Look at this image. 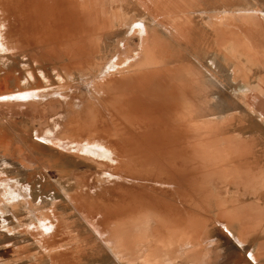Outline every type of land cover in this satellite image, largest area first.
<instances>
[{
    "label": "rangeland",
    "instance_id": "rangeland-1",
    "mask_svg": "<svg viewBox=\"0 0 264 264\" xmlns=\"http://www.w3.org/2000/svg\"><path fill=\"white\" fill-rule=\"evenodd\" d=\"M12 1L0 0V32L12 37L11 43L5 38L11 50L0 51V264H264V197L254 194L264 187L263 147L257 149L261 163L255 178L248 166L216 163L218 149L198 147L180 126L167 124L159 114L163 91L157 88L156 78L167 77L168 70L157 68L150 43L143 42L154 22L161 33L181 22L171 19L180 15L170 16L169 11H245L256 16L263 26L256 22V30L263 32L264 0L222 5L205 0L192 8L185 5L190 0H131L129 7L126 0H75L72 12L65 6L67 0ZM141 75L149 84L144 76L138 81ZM111 79L112 87L107 82ZM115 79L122 81L121 86L117 81L113 84ZM115 85L121 88L114 89ZM134 94L140 101H134ZM132 99L144 105L150 102L147 107H152L146 112L144 105L136 104L133 109ZM137 106L139 111L144 106L151 116L146 117L143 109L136 115ZM135 118L146 125L140 126L144 129L135 125ZM103 125L105 129H100ZM115 126L121 128L118 134H126L120 135L124 142ZM131 134L135 139H130ZM119 138L120 143L115 142ZM97 139L112 149L114 161L96 157L100 162L93 154L76 150L85 140ZM123 150L130 153L125 157ZM243 152L234 150V154ZM7 189L10 194L4 200ZM33 212L41 215V222ZM167 215L174 219H164ZM86 216L96 223L101 219L98 227L110 230L116 251ZM43 224L52 227L47 232L52 231L46 234Z\"/></svg>",
    "mask_w": 264,
    "mask_h": 264
},
{
    "label": "crops",
    "instance_id": "crops-1",
    "mask_svg": "<svg viewBox=\"0 0 264 264\" xmlns=\"http://www.w3.org/2000/svg\"><path fill=\"white\" fill-rule=\"evenodd\" d=\"M130 2L125 1L126 7ZM167 14L180 15L171 19L181 22L164 33L157 22L150 29L157 68H168L167 77L159 76L156 83L163 91L159 114L167 124L180 126L198 147L218 149L216 163L248 166L257 178L260 147L264 169V31L257 32L256 16L229 8ZM235 149L244 152L234 154ZM254 194L264 197V187Z\"/></svg>",
    "mask_w": 264,
    "mask_h": 264
},
{
    "label": "bare ground",
    "instance_id": "bare-ground-1",
    "mask_svg": "<svg viewBox=\"0 0 264 264\" xmlns=\"http://www.w3.org/2000/svg\"><path fill=\"white\" fill-rule=\"evenodd\" d=\"M7 1L11 2L12 0H7ZM48 1H49V0H48ZM51 1H52V0H51ZM58 1H59V0H58ZM77 1H78V0H77ZM12 2H13V1H12ZM22 2H23V1H22ZM27 2H28V1H27ZM40 2H41V0H40ZM40 2H39V3H40ZM46 2H47V1H46ZM84 2H85V0H84ZM3 3H4V2H3ZM42 3H43V2H42ZM58 3H60V2H58ZM62 3L64 4L65 2H62ZM74 3H75V0H67L66 3H65V6H66V8H68V9L71 11V10L73 9V7H74V6H73ZM76 3H77V2H76ZM23 4H24V3H23ZM28 4H29V3H28ZM28 4H26V5H28ZM47 4H48V3H47ZM60 4H61V3H60ZM60 4H58V5H60ZM77 4H78V3H77ZM86 4H87V3H86ZM36 5H37V4H36ZM41 5H42V4H41ZM80 5H81V4H80ZM80 5H79V8H80ZM15 6H16V5H15ZM51 6H52V5H51ZM75 6H76V4H75ZM2 7H3V6H2ZM18 7H19V5H18ZM37 7H38V6H37ZM43 7H45V6H43ZM81 7H82V6H81ZM25 8H26V7H25ZM25 8H23L24 11H25ZM41 8H42V7H41ZM56 8H58V7H56ZM59 8L62 9L63 6H62V8H61V7H59ZM30 9H31V8H30ZM80 9H81V8H80ZM0 10H1V9H0ZM69 10H68V11H69ZM75 10H76V9H75ZM30 11H31V10H30ZM52 12H53V11H52ZM57 12H58V11H57ZM62 12H65V11L63 10ZM71 12H72V11H71ZM73 12H74V10H73ZM19 14H20V13H19ZM24 14H25V13H24ZM29 14H30V13H29ZM54 15H55V14H54ZM66 15H69V13L66 14ZM24 16H25V15H24ZM24 16H22V17H24ZM36 16H37V13H36L35 17H36ZM59 16H60V14H59ZM59 16H58V20L62 18V17L59 18ZM62 16H63V15H62ZM27 17H29V15H28ZM31 17H32V16H31ZM31 17H30V18H31ZM49 17H50V16H49ZM36 18H37V17H36ZM36 18H35V19H36ZM47 18H48V17H47ZM64 18H66L65 15H64ZM64 18L62 19L63 21H64ZM20 19H21V18H20ZM37 19H38V18H37ZM41 19H42V18H41ZM0 20H2V19H0ZM28 20H29V19H28ZM39 20H40V19H39ZM49 20H50V19H49ZM53 20H54V19H53ZM62 20H61V21H62ZM70 20H71V19H70ZM25 21H26V20H25ZM29 21H30V20H29ZM40 21H41V20H40ZM44 21H45V20H44ZM51 21H52V19H51ZM55 21H56V20H55ZM61 21H60V22H61ZM41 22H42V21H41ZM65 22H66V21H65ZM29 23H30V22H29ZM35 23H36V22H35ZM52 23H53V22H52ZM55 23H56V22H55ZM111 23H112V22H111ZM141 24H142V23H141ZM8 25H9V24H8ZM53 25H54V24H53ZM142 25H143V24H142ZM142 25H140V26H142ZM24 26H25V25H24ZM27 26H28V25H27ZM42 26H43V25H42ZM49 26H50V25H49ZM49 26L47 25L46 27H49ZM54 26H56V25H54ZM6 27H7V25H6ZM9 27H10V26H9ZM36 27H37V26H36ZM46 27H45L44 29L47 30L48 28H46ZM52 27H53V26H52ZM7 28H8V27H7ZM49 28H50V27H49ZM136 28H137V27H136ZM139 28L141 29V28H143V26H142V27H139ZM146 28L148 29V27H146ZM51 29H52V28H51ZM140 29H138V30H140ZM24 30H25V29H24ZM27 30H28V29H27ZM46 30H43V32L46 31ZM143 30H145V29H143ZM143 30H142V31H143ZM40 31H41V30H40ZM145 31H146V30H145ZM145 31H143V32H145ZM25 32H26V31H25ZM35 32H37V31L35 30ZM47 32H48V31H47ZM140 32H141V31H140ZM6 33H7V32H6ZM6 33H4V34H6ZM20 33H21V32H20ZM38 33H39V32H37V35H36V36L40 35V34H38ZM77 33H78V32H77ZM148 33H149V31L147 32V34H148ZM26 34H28V33H26ZM35 34H36V33H35ZM41 34H42V33H41ZM44 34H46V33H44ZM144 34H145V33H144ZM144 34H143V35H144ZM147 34H146V36H147ZM149 34H150V33H149ZM8 35H10V34H6V36H8ZM32 35H33V33H32ZM48 35H50V33H49ZM141 35H142V34H141ZM10 36H11V35H10ZM14 36H15V35H14ZM26 36H27V35H26ZM30 36H31V35H30ZM42 36H43V35H42ZM42 36H41V37H42ZM44 36H45V35H44ZM44 36H43V39L45 38ZM31 37H32V36H31ZM5 38H6V37H3V36H2V33L0 32V51H4V52H6V51H10V50H11V47L9 46V44L7 43V41L5 40ZM8 38H10V39H9V41H10L9 43H11V42H12V41H11V38H12V37H8ZM8 38H6V39H8ZM15 38H16V37H15ZM22 38H23V37H22ZM33 38H34V40H35V37H34V36H33ZM39 38H40V37H39ZM17 39H18V38H17ZM17 39H14V40H17ZM20 39H21V38H20ZM25 39H26V38H25ZM150 39H151V38H150V35H148V37H146V38L144 37V38H143V42L145 41V43H146L147 45H149V43H150ZM27 40H28V38H27ZM18 41H19V40H18ZM25 41H26V40H25ZM25 41L22 40V42H25ZM31 41H32V40H31ZM36 41H37V39H36ZM29 42H30V41H29ZM49 42H50V41H49ZM26 43H27V41H26ZM30 43H31V42H30ZM34 43H35V42H34ZM43 44H44V42H43ZM37 45H38V44H37ZM7 46H9V47H7ZM43 46H44V45H43ZM31 47H32V46H31ZM47 47H48V46H47ZM52 47H53V46H52ZM52 47H51V48H52ZM54 47L57 48L58 46L56 47V45H55ZM12 49H13V48H12ZM14 50H15V49H14ZM68 50H69V49H68ZM15 51H16V50H15ZM51 51H52V50H51ZM11 52H12V51H11ZM46 52H47V51H46ZM146 52H147V51H146ZM55 53H56V51H55ZM58 53H61L60 50H58ZM58 53H57V54H58ZM46 54H47V53H46ZM48 54H49V52H48ZM57 54H56V55H57ZM60 55H61V54H60ZM60 55L58 54L57 57L60 56ZM70 55H71V53H70ZM149 55H150V54H149ZM154 55H155V54H154ZM74 57H75V56H74ZM60 58H61V56H60ZM72 58H73V57H72ZM36 59H37V58H36ZM44 59H46V58H44ZM128 59H129V57H128ZM141 63H142V62H141ZM80 66H81V65H80ZM110 66H111V64H110ZM125 66H127V65H125ZM111 67H112V66H111ZM115 67H116V66H115ZM117 67H119V65H117ZM116 69H117V68H116ZM167 69H168V68H167ZM111 70L114 71L115 68H114V69H111ZM159 70H160V69H159ZM115 71H116V70H115ZM162 71H163V69H162ZM149 72H150V71H149ZM149 72H148V73H149ZM151 72H152V71H151ZM159 72H161V71H159ZM166 72H167V71H166ZM145 73H146V72H145ZM164 73H165V72H164ZM33 74H34V73H33ZM139 74H140V73H139ZM143 74H144V73H143ZM133 75H134V74H133ZM133 75H132V76H133ZM148 75H149V74H148ZM164 75H165V74H164ZM167 75H168V74H167ZM132 76H131V77H132ZM135 76H136V75H135ZM143 76H144V75H143ZM143 76H142V75L139 76V80H138V79H137V80L140 81V77H143ZM34 77H35V76H34ZM136 77H137V76H136ZM136 77H135V80H136ZM145 77H146V76H144L143 78H145ZM158 77H159V76H158ZM116 78H117V77H116ZM137 78H138V77H137ZM112 79H113V78H112ZM112 79H111V81L109 80V81H107V82H108V83L110 82L109 84H111V83H112ZM123 79H124V78H123ZM123 79H122V80H123ZM126 79H127V78H126ZM128 79L130 80L129 76H128ZM128 79H127V80H128ZM132 79H133V78H132ZM145 79H146V78H145ZM118 80H119V79H115V81L113 80V81H114L113 84H114L116 81L119 83ZM124 80H125V79H124ZM129 80H128V81H129ZM147 80H148V79H146L145 81H147ZM156 80H157V78H156ZM125 81H126V80H125ZM125 81H124V83H125ZM128 81H126V82H128ZM141 81H142V80H141ZM141 81H140V82H141ZM121 82H122V81H121ZM121 82H120V83H121ZM130 82H131V81H130ZM132 82H133V80H132ZM134 82H135V81H134ZM118 83H117V84H118ZM120 83H119V85L121 86ZM102 84H103V83H102ZM102 84H101V85H102ZM128 84H130V83H128ZM138 84H139V82H138ZM140 84H141V83H140ZM140 84H139V85H140ZM143 84L145 85V82H144ZM146 84H149V80H148V83H146ZM104 85H105V84H104ZM119 85H115V86H114V89H115L117 86H118L119 88H121ZM133 85H134V84H133ZM144 85H143V86H144ZM110 86L112 87L113 85L111 84ZM124 86H125V85H124ZM134 86H135V85H134ZM143 86H142V88H143ZM106 87L110 88L109 86H106ZM106 87H105V88H106ZM132 87H133V86H132ZM132 87H131V89H133ZM119 88H118V89H119ZM114 89L111 88V90H114ZM103 90H104V89H103ZM141 90H142V89H141ZM132 91H133V90H132ZM152 91H155V90H152ZM108 92H109V90H108ZM144 92H145V91H144ZM131 93H132V92H131ZM133 93H134V91H133ZM133 93H132V94H133ZM148 93H149V92H148ZM135 95H136V94H134V95H132V96L134 97ZM126 96H127V95H126ZM130 98H131V96H130ZM137 98H138V97H137ZM2 99H3V98H2ZM127 99H128V98H127ZM138 100L140 101V99H138ZM138 100H136V96H135V100H134V101H138ZM5 101H6V99H5ZM125 101H126V100H125ZM125 101L123 100V102H125ZM131 101H132V104H131V103H130V104L133 105L132 108L134 107L133 109H135L136 104H139V102H136V103H135V102L133 101V99H132ZM151 101H152V100H151ZM126 102H127V101H126ZM133 102H134V103H133ZM123 104H124V103H123ZM153 104H154V103H153ZM121 105H122V104H121ZM131 105H129L130 109H131ZM134 105H135V106H134ZM139 105H144V104H141V103H140ZM147 105H152V104H151L150 102H148V104H145V105H144V106L146 107V112L148 111L147 108H150V109H151V107H152V106H151V107H147ZM157 105H158V104H157ZM144 106H142V107H144ZM116 107H117V106H116ZM118 107H119V106H118ZM124 107H127V105L124 106ZM124 107H123V108H124ZM142 107H141V111H139V110H140V107L138 108V106H137L138 110L136 109V115L138 114L137 111H139V114L141 115V113H142V109H143ZM162 107H163V106H162ZM153 108H154V109H152V110H155V106H154ZM118 109H119V108H118ZM120 109H122V108H120ZM125 109H128V108H125ZM130 109H129L127 112H129ZM150 109H149V110H150ZM152 110H150V112H151ZM110 111H111V110H110ZM124 111H125V110H124ZM143 111H144V113H145V110H144V109H143ZM165 111H166V110H165ZM155 112H156V111H155ZM155 112H154V114H156ZM109 113H110V112H109ZM132 113L135 114V113H134V110L132 111ZM145 114H146V113H145ZM151 114H152V113H151ZM154 114H153V115H154ZM169 114H171V113H169ZM98 115H99V113H98ZM98 115H97V116H98ZM149 115H150V114H148V116H149ZM153 115H152V116H153ZM111 116H112V115H111ZM145 116L148 117L147 114H146ZM150 116H151V115H150ZM115 117H116V116H115ZM137 117L139 118V115H138ZM137 117H136V118H137ZM143 117H144V116H143ZM136 118H135V119H136ZM149 118H150V117H149ZM99 119H100V118H99ZM123 119H124V118H123ZM144 119H145V118H144ZM111 120H113V119H111ZM130 120H132V118H130ZM149 120H151V119H149ZM96 121H97V120H96ZM107 121H108V120H107ZM143 121H145V120H143ZM171 121H172V120H171ZM59 122H60V121H59ZM101 122H103V120H102ZM111 122H112V121H111ZM113 122H115V120H114ZM116 122H117V121H116ZM116 122H115V123H116ZM131 122H133V121H131ZM131 122H130V123H131ZM134 122H135V125H136V124L138 123L137 119H136ZM134 122H133L132 124H134ZM150 122H151V121H150ZM91 123H92V122H91ZM91 123H90V125H91ZM98 123H99V122H97L96 124H98ZM105 123H106V124H105ZM105 123H104V124L106 125V126H105L106 129H105L104 125H103L102 127L99 126V128H100V129H101V128H102V129L104 128L105 130H107L108 122L105 121ZM117 123H118V122H117ZM140 123H141V122H140ZM142 123H143V122H142ZM142 123H141V125L144 126ZM96 124H94V125H96ZM118 124H119V125H118ZM118 124H116V125H118V126L120 127V123H118ZM90 125H89V124H86L87 128H88V126H90ZM123 125H124V124H123ZM137 125L139 126L140 129H144L145 126H146V125H145L144 128H141V127H140L141 125H139V123H138ZM147 125H148V124H147ZM57 126H58V125H57ZM96 126H97V125H96ZM118 126H115L116 130L119 129ZM131 126H132V125H131ZM131 126H129V127H131ZM133 126H134V125H133ZM94 127H95V126H94ZM109 127H110V126H109ZM109 127H108V129H109ZM150 127H151V125H150ZM90 128H91V127H90ZM132 128H133V127H132ZM135 128H136V127H134V129H135ZM137 128H138V127H137ZM137 128H136V129H137ZM75 129H76V128H75ZM120 129H121V128H120ZM120 129H119V130H120ZM126 129H127V127H126ZM129 129H130V128H128V130H129ZM136 129H135V130H136ZM140 129H139V130H140ZM52 130H53V129H52ZM96 130H97V129H96ZM119 130L115 132L116 135L119 133ZM132 130H133V129H132ZM135 130H133V132H134ZM137 130H138V129H137ZM137 130H136V132H137ZM181 130H182V129H181ZM76 131H77V130H76ZM103 131H104V130H102V132H103ZM108 131H109V130H108ZM110 131L112 132V128H111ZM47 132H48V131H47ZM104 132H105V131H104ZM133 132H132V133H133ZM136 132H134V133H136ZM130 133H131V131H130ZM139 133H140V131H139ZM85 134H86V132H85ZM88 134H90V133H88ZM108 134H109V133H108ZM110 134H111V133H110ZM110 134H109V135H110ZM112 134H113V133H112ZM127 134H128V133H127ZM42 135H43V134H42ZM50 135H51V134H50ZM52 135H53V134H52ZM93 135H94V134H93ZM109 135H108V137H109ZM118 135H119V137H121L120 135H122V133H120V134H118ZM125 135H126V134H123L122 136H125ZM137 135H138V133L135 134L136 138H137ZM48 136H49V134H48ZM95 136H96V135H95ZM112 136H114V135H112ZM132 136H133L134 139H135L134 134H133V135L131 134V136H130L131 138H130V137H129V138L132 139ZM140 136H141V135H140ZM181 136H182V135H181ZM181 136H180V137H181ZM42 137H43L44 140H48V142H49V138H48L47 136H42ZM93 137H94V136H93ZM104 137L106 138L107 135L104 136ZM104 137H103V138H104ZM125 137H126V136H125ZM50 138H51V137H50ZM94 138H95V137H94ZM122 139L124 140L125 138H122V137H121V140H122ZM130 139H129V140H130ZM137 139H138V138H137ZM118 140H119V141H118ZM118 140H116L115 142L120 143V138H119ZM123 140H122V141H123ZM83 141H84V140H83ZM110 141H111V140H110ZM110 141H109V142H110ZM124 141H125V140H124ZM124 141H123V142H124ZM135 141H136V140H135ZM174 141H175V140H174ZM180 141H181V140H180ZM129 142H131V140H130ZM140 142H141V141H140ZM84 143H85V144L81 143V144H79V146H76V150H77V147H78V150H79V151H82L81 153H90V154H93V155L95 156V160L99 157V159H107V160H109V161H114V159L112 158V151H111L112 149L110 148V149H111V150H110V149L107 147V145H105L102 141H100V140L97 139L96 141H89V140H88V141L86 142V140H85ZM133 143H137V142H133ZM138 143H139V142H138ZM77 145H78V144H77ZM115 145H116V144H115ZM119 145H122V144H119ZM127 145H128V144H127ZM134 145H135V144H134ZM111 146H112V145H111ZM116 146H117V145H116ZM136 146H137V145H136ZM139 146H140V144H139ZM168 146H169V145H168ZM131 147L133 148L132 145L129 146L128 148H131ZM172 147H173V146H172ZM175 147H176V146H175ZM121 148H122V147H121ZM132 148H131L130 150H132ZM173 148H174V147H173ZM125 149H126V148H125ZM139 149H140V148H139ZM141 149H142V148H141ZM166 149H167V148H166ZM183 149H184V148H183ZM76 150H74V151L76 152ZM133 150L135 151V149H133ZM137 150H138V147H137ZM159 150H160V149H159ZM162 150H163V149H162ZM164 150H165V149H164ZM72 151H73V150H72ZM114 151H116V149H115ZM123 151H124V154H125V152H127L128 150H127V151H126V150H123ZM123 151H122V152H123ZM77 152H78V151H77ZM122 152H121V153H122ZM161 152H163V151H161ZM174 152H176V151H174ZM183 152H184V151H183ZM119 153H120V152H119ZM129 153H130V151H129L127 154H129ZM139 153H140V152H139ZM139 153H138V154H139ZM141 153H142V152H141ZM78 154H79V153H78ZM127 154H125V157H126ZM146 154H148V153H146ZM151 154H153V153L151 152ZM84 155H85V154H84ZM122 155H123V153H122ZM122 155H121V156H122ZM153 155H154V154H153ZM164 155H165V154H164ZM115 156H116V155H115ZM119 156H120V154H119ZM138 156H139V155H138ZM144 156H145V155H144ZM148 156H149V155H148ZM165 156H166V155H165ZM171 156H172V155H171ZM173 156H174V155H173ZM173 156H172V157H173ZM80 157H81V156H80ZM88 157H89V156H88ZM96 157H97V158H96ZM127 157H128V156H127ZM131 157H133V155H132ZM140 157H142V156H140ZM151 157H152V156H151ZM121 158H122V157H121ZM136 158H137V157H136ZM136 158H134V159H136ZM99 159H97V161H98ZM123 159H124V157H123ZM134 159H133V160L130 159V160H131V161H134ZM182 159H183V158H182ZM138 160H139V162H138ZM180 160H181V159H180ZM99 161H100V160H99ZM124 161H125V160H124ZM127 161H128V160H127ZM135 161H136V160H135ZM135 161L132 162V163H135ZM181 161H182V160H181ZM100 162H101V161H100ZM100 162H99V163H100ZM104 162H105V161H104ZM136 162H138V164L141 163V162H140V159H137ZM105 163H106V162H105ZM110 163H111V162H110ZM147 163H148V162H147ZM100 164H103V163H100ZM124 164H127V162L124 163ZM135 164H136V163H135ZM107 165H109V163H108ZM115 165H116V163H115ZM110 166H111V165H110ZM119 166H120V165H119ZM122 166H123V165H122ZM125 166H126V165H125ZM125 166H124V167H125ZM129 166H131V165H127V167H129ZM135 166H136V165H135ZM113 167H114V166H113ZM113 167H111V168H113ZM131 167L133 168V166H131ZM141 167H142V166H141ZM117 168H118V167H117ZM121 168H123V167H121ZM121 168H120L119 172H121ZM126 169H127L128 172H129V169H128V168H126ZM135 169H136V171H137V168H136V167H135ZM140 169H141V168H140ZM184 169H185V168H184ZM114 170H116V169L114 168ZM123 170H125V168H123ZM131 170H132V169H131ZM112 171H113V170H112ZM132 171H134V168H133ZM141 171H142V170H141ZM103 172H104V171H103ZM116 172H117V171H116ZM125 172H126V171H125ZM111 173H112V172H111ZM111 173H110V175H114V176L116 175V174H113L114 172H113L112 174H111ZM130 173H131V172H130ZM133 173H137V172H133ZM128 175H130V174H128ZM131 175H133V174H131ZM148 175H149V174H148ZM117 176H120V174L117 175ZM135 176H136V175H135ZM103 177H104V175H103ZM121 177H124V176L122 175ZM136 177H137V176H136ZM104 178H106V176H105ZM137 178H139V181L141 180L139 176H138ZM122 179H125V178H122ZM111 180H112V179H111ZM113 181H114V180H113ZM120 181H121V179H120ZM137 181H138V180H137ZM139 181H138V182H139ZM7 182L9 183L10 181H7ZM114 182H115V181H114ZM114 182H113V183H114ZM157 182H158V181H157ZM160 183H161V182H160ZM170 183H171V182H170ZM10 184H13V183H10ZM95 185H96V184H95ZM14 187H15V186H14ZM5 188H7V187H5ZM87 189H88V188H87ZM87 189H86V190H87ZM0 190H1V189H0ZM9 190H10V188H9ZM9 190L7 189L8 192H9ZM152 190H153V189H152ZM3 191H5V190H3ZM89 191H90V190H89ZM1 192H2V191H1ZM5 192H6V191H5ZM169 192H171V191H169ZM11 193H14V192L12 191ZM1 194H2V193H1ZM7 194H10V192H9V193H6V194L3 195V196L5 197L4 200H6V197H7L6 195H7ZM14 194H15V193H14ZM25 194H26V193H25ZM177 194H178V193H177ZM11 195H12V194H11ZM26 195H27V194H26ZM102 195H103V194H102ZM172 195H174V194H172ZM181 195H182V194H181ZM181 195H180V196H181ZM16 196H17V194H16ZM169 196H171V194H170ZM174 196H175V195H174ZM11 197H12V196H10V198H11ZM19 197H22V196H20V194H19ZM171 197H172V196H171ZM171 197H169V198H171ZM17 198H18V197H17ZM23 198H24V197H23ZM85 198H86V197H85ZM169 198H165V199L167 200V199H169ZM7 199H8V198H7ZM11 199H12V198H11ZM15 199H16V198H15ZM171 199H172V198H171ZM182 199H183V197L181 198V200H182ZM24 200H25V199H24ZM24 200H22V202H21L22 204H23V203H26V201L23 202ZM78 200H80V199H78ZM83 200H84V199H83ZM145 200L147 201V199H145ZM172 200H174V201H178V200H176V198H174V199H172ZM2 201H3V200H2ZM14 201H15V200H14ZM20 201H21V200H20ZM30 201H31V199H30ZM18 202H19V201H18ZM27 202H29V201H27ZM81 202H83V201H81ZM179 202H180V200H179ZM183 202H185V200H183ZM3 203H4V202H3ZM9 203H11V202H9ZM29 203H31V202H29ZM29 203H28V204H29ZM75 203H76V202H75ZM169 203H170V202H169ZM185 203H186V202H185ZM89 204H90V202H89ZM176 204H177V203H176ZM176 204H175V205H176ZM16 205H17V204H16ZM19 205H20V204H19ZM83 205H85V204H83ZM83 205H82V206H83ZM171 205L174 206V202H173V201H172ZM171 205H170V206H171ZM177 205L179 206L180 204H177ZM182 205H184V203H183ZM5 206H6V205H5ZM31 206H32V205H31ZM85 206H86V205H85ZM119 206H120V205H119ZM127 206H128V205H127ZM167 206L169 207V205H167ZM178 206H176V207L179 208ZM88 207H89V206H88ZM122 207H123V205H122ZM180 207H181V206H180ZM82 208H83V207H82ZM86 208H87V206H86ZM126 209H127V208H126ZM173 209H174V208H173ZM185 209H186V208H185ZM84 210H85V207H84ZM86 210H87V209H86ZM151 210H152V209H151ZM154 210H155V209H154ZM175 210H176V208L174 209V212H176ZM188 210H189V209H188ZM33 211H34V210H33ZM82 211H83V209H82ZM90 211H91V210H90ZM132 211H133V210H132ZM132 211H131V212H132ZM160 211H161V210H160ZM171 211H172V210H171ZM177 211H178V210H177ZM181 211H182V214H183L182 217H183V216L185 215V213L183 212V211H184V208H183V210H182V207H181ZM189 211H190V210H189ZM85 212H86V211H85ZM119 212H120V211H119ZM119 212H118V213H119ZM151 212H152V211H151ZM172 212H173V211H172ZM172 212H168V214H169V213H172ZM187 212H188V211H187ZM29 213H30V212H29ZM33 213H34V212H33ZM122 213H123V212H122ZM129 213H130V211H129ZM157 213H159V211H157ZM180 213H181V212H180ZM180 213H179V214H180ZM188 213H189V212H188ZM188 213H187V214H188ZM190 213H192V212H190ZM190 213H189L188 215H190ZM34 214H36L35 217H36L38 220L40 219V222H41V218H40L41 215H39L38 213H34ZM90 214H91V212H90ZM113 214H114V213H113ZM135 214H136V213H135ZM177 214H178V213H177ZM177 214H176V215H177ZM91 215H92V214H91ZM91 215H90V218H91ZM96 215H97V214H94L93 216H96ZM98 215H99V213H98ZM98 215H97L96 217H99V216H100V215H99V216H98ZM160 215H161V214H160ZM173 215H174V214H173ZM192 215H193V214H192ZM195 215H196V214H195ZM54 216H55V215H54ZM93 216H92V217H93ZM131 216H132V215H131ZM168 216H169V217H170V216L172 217V215H167L164 219H166ZM106 217H107V216H106ZM158 217H159V216H158ZM169 217H168L167 220H169ZM177 217H180V215L177 216ZM177 217H176V218H177ZM190 217H191V216H190ZM190 217H189V218H190ZM86 218H88V219H87L88 221L91 220V219L89 218V216H86ZM94 218H95V217H93V219H94ZM160 218H161V217H160ZM172 218L174 219V217H172ZM176 218H175V220H176ZM253 218H254V216H253ZM51 219H52V218H51ZM51 219H50V220H51ZM89 219H90V220H89ZM95 219H96V218H95ZM112 219H113V218H112ZM187 219H188V218H187ZM247 219H248V218H247ZM43 220L45 221L46 219L43 218ZM47 220H48V219H47ZM100 220H101V219H100ZM100 220H97V221L100 223ZM175 220H174V221H175ZM177 220H178V219H177ZM177 220H176V221H177ZM182 220L184 221L183 218H182ZM193 220H195V219H193ZM193 220H192L191 222H193ZM240 220H241V219H240ZM242 220H243V219H242ZM245 220H246V219H245ZM259 220H260V219H259ZM44 221H42V222H44ZM92 221H93L94 223H93ZM127 221H128V220H127ZM129 221H130V220H129ZM138 221H139V219H138ZM174 221H173V222H174ZM183 221H181V219H180V221H178V222H183ZM187 221H188V220H187ZM195 221H196V220H195ZM248 221H249V220H248ZM254 221H256V220H254ZM90 222H91V225L94 227V229L97 231V233H99L100 237H103V239L105 240V242L107 241V243H108L109 246L111 245V246L113 247V245H114L115 248H118V247L116 246L115 241H114V237L111 235L110 230H105V231H104V230L100 229V228L98 227V225L100 226V224H97L98 222L96 223L95 220H91ZM178 222H177V223H178ZM202 222H203V221H202ZM256 222L258 223V220H257ZM38 223H39V222H38ZM52 223H53V222H52ZM174 223H176V222H174ZM185 223H186V219H185ZM259 223H260V221H259ZM40 224H41V223H40ZM46 224H47V222H46ZM133 224H134V223H133ZM135 224H136V223H135ZM135 224H134V226H135ZM163 224H164V223H163ZM178 224H179V225H182L183 223H181V224L178 223ZM38 225H39V224H38ZM43 225H44V224H43ZM50 225H51V223H50ZM52 225H53V224H52ZM129 225H130V224H129ZM245 225H246V224H245ZM44 226H45L46 234H47V233H50V232L52 231V230H50L49 232H47V231H48L49 229H51L52 227H49V226H47V225H44ZM44 226H43V227H44ZM101 226H102V225H101ZM191 226H192V224H191ZM191 226H190V228H191ZM33 227H34V226H33ZM53 227H55V226H53ZM102 227H103V226H102ZM167 227H168V226H167ZM104 228H105V227H104ZM31 229H32V228H31ZM35 231H36V230H35ZM40 233H41V232H40ZM127 234H128V233H127ZM199 234H200V233H198V235H199ZM38 235H39V234H38ZM39 236H41V235H39ZM42 236H44V235H42ZM196 236H197V235H196ZM192 237H193V236H191V238H192ZM198 237H199V236H198ZM117 240H118V239H117ZM114 247H113V250L115 249ZM198 248H199V247H198ZM199 249H200V248H199ZM200 250H201V249H200ZM115 251H116V249H115ZM117 254H119V253H117ZM199 254H201V253L199 252ZM119 255L122 256L121 254H119ZM120 256H119V257H120ZM196 256H200V255H196ZM201 256H202V255H201ZM197 258H199V257H197Z\"/></svg>",
    "mask_w": 264,
    "mask_h": 264
},
{
    "label": "snow or ice",
    "instance_id": "snow-or-ice-1",
    "mask_svg": "<svg viewBox=\"0 0 264 264\" xmlns=\"http://www.w3.org/2000/svg\"><path fill=\"white\" fill-rule=\"evenodd\" d=\"M137 27H140V25H137Z\"/></svg>",
    "mask_w": 264,
    "mask_h": 264
}]
</instances>
